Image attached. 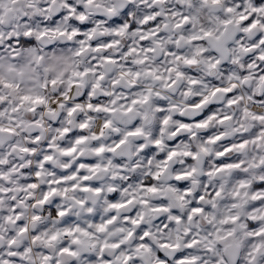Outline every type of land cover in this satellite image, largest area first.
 Listing matches in <instances>:
<instances>
[{"label": "clouds", "instance_id": "obj_1", "mask_svg": "<svg viewBox=\"0 0 264 264\" xmlns=\"http://www.w3.org/2000/svg\"><path fill=\"white\" fill-rule=\"evenodd\" d=\"M0 264H264V0H0Z\"/></svg>", "mask_w": 264, "mask_h": 264}]
</instances>
